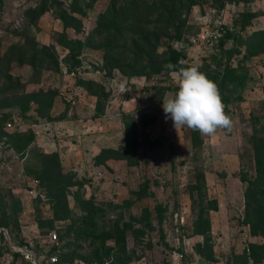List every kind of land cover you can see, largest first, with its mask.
Masks as SVG:
<instances>
[{
  "label": "rangeland",
  "instance_id": "374dc122",
  "mask_svg": "<svg viewBox=\"0 0 264 264\" xmlns=\"http://www.w3.org/2000/svg\"><path fill=\"white\" fill-rule=\"evenodd\" d=\"M123 1L116 0L115 5ZM42 2L48 10L39 13ZM68 2L0 0V118L4 116L0 194L6 212L15 210L17 226H8L9 235L0 226L7 236L0 230V264H49L50 255L57 257L58 264H96L89 261L93 254L103 257L109 247L113 251L105 257L108 264H264V249L258 247L264 245V235L251 227L258 223L257 192L264 189L252 142L255 130L264 123V36L259 35L264 30V0H194L180 40L164 36L157 40L156 52L170 45L184 54V64L201 65L199 70L216 83L224 110L234 122L231 132L218 130L211 137L199 133L201 143L195 145L190 129H176L162 108L163 99L177 90L178 72L126 76L104 67V50L93 45L81 49L79 69L72 76L44 69L43 64L39 81L29 82L28 55L19 63L9 57V49L25 47L26 42L37 47L52 43L57 63H63L67 51L53 42L61 31L55 8H67ZM108 2L93 0L83 14H73L85 32L67 27L66 36L82 39L93 32L97 15ZM248 12L251 18L245 17ZM218 27L224 31L222 42H189L199 31ZM102 36H96L95 42ZM80 78L97 82L108 93L98 109L95 96L75 84ZM38 89L55 94L49 118L37 116L31 102L22 117L16 102ZM12 113L21 116L16 130L33 134L27 149L16 151L19 147L7 142L13 132L5 122ZM127 115L133 119L138 141L137 164L96 159L102 148L122 147ZM51 151L58 154L63 181L74 184L65 192L68 217L53 221L52 227L38 228L36 222L52 214L51 194L38 185L31 171L41 167L35 152ZM247 186L252 190L248 200ZM86 200L96 222L93 231H85L90 236L80 237L67 228L84 227L79 224ZM115 224L123 230V247L113 238ZM51 232L56 244L48 239ZM19 240L24 246L15 245ZM251 245L258 247L257 262ZM62 253L72 254L66 256L71 260L61 263Z\"/></svg>",
  "mask_w": 264,
  "mask_h": 264
},
{
  "label": "trees",
  "instance_id": "16d2710c",
  "mask_svg": "<svg viewBox=\"0 0 264 264\" xmlns=\"http://www.w3.org/2000/svg\"><path fill=\"white\" fill-rule=\"evenodd\" d=\"M92 1L69 0L67 8H55V17L60 21L61 31L56 33L53 42L63 49H66L67 52L62 60V64L68 71L79 66L78 56L80 55L81 49L90 48L93 45L104 50V67L106 66L108 69L116 68L126 76L147 77L151 74L178 72L179 68L188 66L183 62L184 54L180 49L167 45L162 53H158L155 48L157 46V40L161 36L168 39L180 40L185 23L184 17L190 11L194 0H149L148 2L145 0H124L118 5H115L116 0H108L109 4L97 15L96 26L93 32H90L82 39L68 38L64 32L65 28L71 27L77 32L81 27L79 19L73 14H83L84 9L88 8ZM222 3L220 2V6H222ZM41 6L42 8L39 13L48 10L45 2H42ZM152 16L154 18L150 20ZM252 16V13H245L246 18H251ZM246 24L247 21L242 25L245 26ZM101 34L103 35L102 41L99 40L96 43L94 40L95 37ZM223 35L214 43L218 41L222 42ZM259 35L264 36V30L259 32ZM124 49L131 51L128 55L123 54L122 51ZM228 52L230 53V50ZM8 54L9 57L15 58L19 63L23 62V59L28 55V64L31 68V79H29V82L31 83H37L39 81V71L43 64H45L44 69H52L59 72V62L57 63L52 43L37 47L34 43L26 42L25 47L21 45L11 46ZM166 64L174 65L175 68H165ZM108 69L107 71H109ZM75 84L93 94L96 99L95 106H97V109L101 107L108 94L104 91L103 86H100L92 80H83L81 78L77 79ZM92 87H96L97 91H93ZM7 90L16 91L14 88ZM54 95V92H45L42 89H38L31 95H27L22 101L16 102V106L19 108L20 115L26 117V111L30 107L29 103H34L37 116L48 119V113L52 106ZM0 120H4V116ZM123 126L125 136L122 147L119 149L102 148L95 155L96 159L99 157L102 158L101 160L122 159L129 165L137 164L138 141L134 134L133 119L127 115L125 121H123ZM190 131L194 145L199 142L201 143V140H198L199 132L192 129ZM12 132L7 142L14 148L18 146L19 148H15L16 151L19 149H27L26 147L33 141L31 131L28 133L20 131ZM255 132V135L252 137V142L255 150V163L259 171L258 179H264V123ZM17 142H19L18 145ZM35 156L40 159L41 167L32 170L31 173L37 179L38 185L46 188L50 192V207L52 209L50 218L38 220L36 226L38 228L45 225L52 227L53 221L63 220L68 217L69 209L67 207L65 192L74 183L66 180L63 181L61 164L56 151L47 153L35 152ZM257 194L260 196V202L256 204L255 209V220H258V223L252 224L251 227L253 228L252 231L259 229L264 235V189L262 188ZM251 196L252 190L247 186L244 191V197L248 200ZM5 203L6 201L3 195L0 194V226H3L9 235L10 231L8 226L13 228H17V226L15 210H12L13 208L11 207V213H7ZM85 206V213L81 216L79 224L84 225V227L77 226L73 229L72 225H70L67 228V232L72 230L80 237L90 236L87 233L85 234V231L89 228H92L93 231L96 217L94 209L88 200H86ZM112 229L114 231L113 238L115 239V243L123 247V230L119 229L116 224L113 225ZM106 237L110 236L107 235ZM15 245L24 246L21 240L15 242ZM163 245L166 244L163 243ZM55 246H53L52 251L56 248ZM258 247L264 249V245ZM258 247L251 245L252 257L255 262L259 259L255 255ZM110 251H113L112 247L104 251L103 257L94 253L89 261H93L96 264H108V258L105 257ZM12 254L14 256L21 255L19 252H12ZM66 256H72V254H60L62 258L61 263L71 260L67 259ZM27 264L31 263L27 262ZM54 264H58L57 257Z\"/></svg>",
  "mask_w": 264,
  "mask_h": 264
},
{
  "label": "clouds",
  "instance_id": "9594fccd",
  "mask_svg": "<svg viewBox=\"0 0 264 264\" xmlns=\"http://www.w3.org/2000/svg\"><path fill=\"white\" fill-rule=\"evenodd\" d=\"M194 63L181 67L176 76L177 90L163 99L166 118H171L176 129L187 127L204 136H215L218 130L231 132L234 122L226 114L218 87ZM165 68L175 66L166 64Z\"/></svg>",
  "mask_w": 264,
  "mask_h": 264
},
{
  "label": "built area",
  "instance_id": "2783aa9c",
  "mask_svg": "<svg viewBox=\"0 0 264 264\" xmlns=\"http://www.w3.org/2000/svg\"><path fill=\"white\" fill-rule=\"evenodd\" d=\"M85 32V28L84 26L81 27V33ZM224 31L222 30L221 27L215 28V29H205V30H201L199 31V33L195 34L194 36L189 38V42L190 43H196L202 40H210L212 42H215L216 40H218L222 35H223ZM79 67H75L72 70H67L66 67L59 62V73L64 75V76H72L75 71H78ZM104 73V71H103ZM76 87V86H74ZM79 87V86H77ZM80 88V87H79ZM72 89L74 90L75 88L72 87ZM83 90V89H82ZM64 99L65 102L67 103H72V100H69L68 98H65L64 96L62 97ZM21 124V116L15 113H12L10 115V119H8L5 122V126L6 127H11L12 131H18L16 130ZM48 239L50 242L55 243L56 244V234L54 232L49 233ZM180 257V255H179ZM56 261V256L55 255H50L48 257V262L49 264H54V262ZM200 264V263H197Z\"/></svg>",
  "mask_w": 264,
  "mask_h": 264
},
{
  "label": "water",
  "instance_id": "95a60500",
  "mask_svg": "<svg viewBox=\"0 0 264 264\" xmlns=\"http://www.w3.org/2000/svg\"><path fill=\"white\" fill-rule=\"evenodd\" d=\"M0 230L2 231L3 235H4L5 237H7V236H6V231H5V229L0 228ZM22 249H25V248L23 247Z\"/></svg>",
  "mask_w": 264,
  "mask_h": 264
}]
</instances>
